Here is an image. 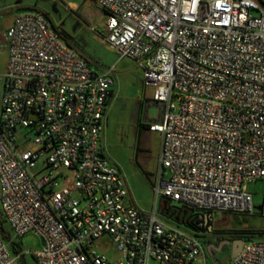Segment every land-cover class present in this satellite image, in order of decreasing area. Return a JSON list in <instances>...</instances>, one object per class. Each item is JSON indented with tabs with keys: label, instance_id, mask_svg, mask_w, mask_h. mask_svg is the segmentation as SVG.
<instances>
[{
	"label": "built area",
	"instance_id": "1",
	"mask_svg": "<svg viewBox=\"0 0 264 264\" xmlns=\"http://www.w3.org/2000/svg\"><path fill=\"white\" fill-rule=\"evenodd\" d=\"M87 1L101 12L92 30L138 63L163 107L150 124L161 135L157 197L205 214L254 213L247 185L264 179V0ZM7 39L0 210L13 236L41 239L28 252L36 263L209 264L201 237L127 201L125 176L101 146L114 68L95 71L37 10L16 14ZM22 258L0 231V264ZM229 264H264V241L247 240Z\"/></svg>",
	"mask_w": 264,
	"mask_h": 264
},
{
	"label": "rangeland",
	"instance_id": "2",
	"mask_svg": "<svg viewBox=\"0 0 264 264\" xmlns=\"http://www.w3.org/2000/svg\"><path fill=\"white\" fill-rule=\"evenodd\" d=\"M30 10L45 14L50 24L68 36L72 47L88 60L95 71L104 73L114 68L116 97L109 111L101 146L107 152L108 161L125 176L129 189L127 201L144 213L154 210L159 213L161 197H157L155 187L159 173L161 135L150 130H143L139 134L140 122L150 125L157 122L160 116L159 108L151 103L153 87L146 85L144 72L135 60H120L116 52L104 42L102 29L99 30L100 34L92 30L95 24L102 26V20L98 8L87 0H0V116L3 75L9 59L7 31L17 13ZM247 186L253 193L254 213L213 214L212 225L223 234L236 236L243 232L264 231V215L261 213L264 179ZM4 227L20 246L25 264H37L28 252L39 250L41 239L34 235L16 238L7 223ZM107 239L105 237L102 241ZM252 240L264 241V236H254ZM112 249L110 246L103 250L110 256L113 254ZM229 253L230 250L223 251L218 259L224 261L228 258L226 262L229 264Z\"/></svg>",
	"mask_w": 264,
	"mask_h": 264
},
{
	"label": "trees",
	"instance_id": "3",
	"mask_svg": "<svg viewBox=\"0 0 264 264\" xmlns=\"http://www.w3.org/2000/svg\"><path fill=\"white\" fill-rule=\"evenodd\" d=\"M58 32L64 38V40L71 45L68 36L63 32ZM80 55L83 56L81 53ZM143 130H150V125L140 122L139 134ZM158 215L166 221L171 222L172 224H175L198 237H201V233L209 232V227L212 226V214L201 213L193 208L187 207L185 205H180L179 203L174 202L166 197H161V205L159 207ZM205 218H209L208 223L205 222ZM5 224L6 222L0 210V229L4 233V239L10 244V250L12 251V253L18 254V251L22 253L20 246L11 238L10 233L5 230ZM254 236H264V231H251L245 233L243 232L238 233L236 234V236L233 237H241L244 238L245 241H247L253 239ZM23 264H25V261Z\"/></svg>",
	"mask_w": 264,
	"mask_h": 264
},
{
	"label": "flooded vegetation",
	"instance_id": "4",
	"mask_svg": "<svg viewBox=\"0 0 264 264\" xmlns=\"http://www.w3.org/2000/svg\"><path fill=\"white\" fill-rule=\"evenodd\" d=\"M201 238L204 241L203 243L205 247L207 261L210 264H215V262H221V260L218 259V255L225 250H230L228 256L230 257L233 249V243L235 241H245V239L241 237L239 238L223 234L222 231L218 230L216 227H213V225L211 231L209 230V232L201 233ZM226 241H230V243L225 244L222 248H220V244Z\"/></svg>",
	"mask_w": 264,
	"mask_h": 264
},
{
	"label": "water",
	"instance_id": "5",
	"mask_svg": "<svg viewBox=\"0 0 264 264\" xmlns=\"http://www.w3.org/2000/svg\"><path fill=\"white\" fill-rule=\"evenodd\" d=\"M80 54V52H78ZM152 104H154L157 108H159L160 110V115L162 113V110H163V107L161 104H158L156 103L154 100L151 101ZM157 122H160V116H159V119ZM205 222L207 223L208 222V218H205ZM209 230L211 231L212 230V226L209 227ZM1 231V229H0ZM2 235L4 234L2 231H1ZM246 241H243V240H239V241H235L233 243V249H232V253L229 257L230 260H233L234 258L237 257V255L240 253V251L242 250V247L243 245L245 244ZM230 241H226V242H223L220 244V248H222L225 244H229ZM217 250H220V249H217ZM20 251H18L19 253ZM228 259V258H227ZM225 259L224 261H221V262H215V264H225L226 263V260ZM24 258L21 259V262L24 263Z\"/></svg>",
	"mask_w": 264,
	"mask_h": 264
},
{
	"label": "crops",
	"instance_id": "6",
	"mask_svg": "<svg viewBox=\"0 0 264 264\" xmlns=\"http://www.w3.org/2000/svg\"><path fill=\"white\" fill-rule=\"evenodd\" d=\"M99 12H100V11H99ZM17 14H18V13H17ZM100 14H101V12H100ZM95 25H96V24H95ZM116 87H117V86H116ZM116 89H117V88H115L114 99H115V97H116ZM114 99H113V100H114ZM113 102H114V101H113ZM109 111H110V110H109ZM108 115H109V113H108ZM103 132H104V131H103ZM151 132H152V131H151ZM154 133H156V132H154ZM102 136H103V133H102ZM129 203H130V202H129ZM209 264H210V263H209Z\"/></svg>",
	"mask_w": 264,
	"mask_h": 264
}]
</instances>
